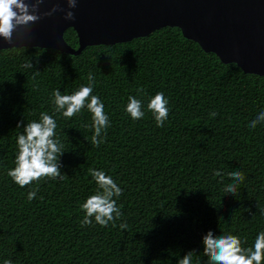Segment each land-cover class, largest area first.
Listing matches in <instances>:
<instances>
[{
    "label": "trees",
    "instance_id": "1",
    "mask_svg": "<svg viewBox=\"0 0 264 264\" xmlns=\"http://www.w3.org/2000/svg\"><path fill=\"white\" fill-rule=\"evenodd\" d=\"M64 37L79 48L73 28ZM29 59L34 67L24 68ZM89 73L110 124L98 147L91 143L88 109L65 118L52 96L57 88L71 94L87 85ZM157 92L169 101L163 127L147 109ZM130 95L142 101L143 118L126 112ZM261 111L264 75L224 62L177 27L87 47L78 56L36 47L0 50V264H177L190 250L193 264L197 258L207 264L202 237L210 230L238 235L242 247H252L264 231V121L249 125ZM41 112L56 119L64 179L20 187L7 171L15 166L23 125ZM90 168L123 189L114 197L123 213L115 226L102 227L94 217L81 226L80 205L98 188ZM237 169L245 179L228 194L225 186L235 181L227 174Z\"/></svg>",
    "mask_w": 264,
    "mask_h": 264
},
{
    "label": "clouds",
    "instance_id": "2",
    "mask_svg": "<svg viewBox=\"0 0 264 264\" xmlns=\"http://www.w3.org/2000/svg\"><path fill=\"white\" fill-rule=\"evenodd\" d=\"M44 0H0V37L9 44L13 42V34L17 29H24L25 34L31 24L36 23L42 16H51L56 11H65L58 4H54L46 12H40V4ZM69 9L75 8L77 0H67ZM65 19H75L72 11H65ZM25 47V46H24ZM17 48L15 45L11 49ZM38 62V61H37ZM24 68H33V62L29 59L23 65ZM95 78L89 73L88 84L80 87L71 94H62L59 88L53 90V102L55 111L62 114L65 118H71L79 114L85 107L92 114V125L94 134L91 143L99 146L102 142V132H106L110 126L109 117L104 111V103L97 96L93 95ZM142 92V89H138ZM168 99L163 92H157L149 99L147 109L152 112L158 127H163L168 118L169 108ZM143 103L136 96L130 95L126 105V112L132 119L138 120L144 117L145 112ZM211 116L217 115L215 112ZM264 121V111H261L257 117L250 122L249 127L255 128L257 124ZM22 123V122H21ZM17 124V128L21 127ZM57 123L53 115L47 112L40 113V119L27 121L23 125V132L17 136L18 151L15 156L13 168L7 171V175L20 187L32 184L33 181L39 183L42 178L64 179L61 174L62 164L60 156L63 154V146L56 138ZM89 174L96 182L98 188L94 194L87 197L80 207L85 211V216L81 221V226L91 225L93 217L96 223L104 227L119 219L123 213L117 206L116 199L119 198L123 189L118 186L114 179L107 175L103 170L90 168ZM220 176V171L214 173ZM235 183L225 186L224 191L235 195L237 187L245 179L240 170H234L227 174ZM38 188H33L28 192V199L32 200L36 196ZM221 222L223 218L221 217ZM121 229L128 227L127 223L119 225ZM242 241L238 235L231 233L216 235L214 231H208L202 237L203 255L208 258L207 264H261L264 259V231L258 233L252 247H242ZM195 250L188 251L177 264H193ZM4 264H12L10 259H5ZM197 264L199 259L197 258Z\"/></svg>",
    "mask_w": 264,
    "mask_h": 264
},
{
    "label": "water",
    "instance_id": "3",
    "mask_svg": "<svg viewBox=\"0 0 264 264\" xmlns=\"http://www.w3.org/2000/svg\"><path fill=\"white\" fill-rule=\"evenodd\" d=\"M58 4L72 11L42 16L25 30L17 29L12 44L0 37V50L36 47L78 56L87 47L115 45L147 37L172 26L224 62H236L245 72L264 75V0H77L69 9L67 0H44L40 12ZM73 28L79 48L65 40Z\"/></svg>",
    "mask_w": 264,
    "mask_h": 264
}]
</instances>
